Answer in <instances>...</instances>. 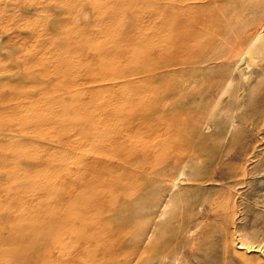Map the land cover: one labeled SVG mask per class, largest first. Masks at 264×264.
<instances>
[{
	"label": "bare ground",
	"instance_id": "1",
	"mask_svg": "<svg viewBox=\"0 0 264 264\" xmlns=\"http://www.w3.org/2000/svg\"><path fill=\"white\" fill-rule=\"evenodd\" d=\"M86 3L87 6L90 4V2ZM112 6L114 4L111 8ZM93 9L92 13L96 15L97 8L94 6ZM65 12L68 13V11ZM78 12L81 14L79 9ZM243 14L245 16L242 18ZM142 15L146 16L147 20H145V28L140 30H118L112 35L113 29H116L114 24L102 25V28L92 31L91 29L87 31L86 25L83 24L86 34L76 29V34H84L80 36V40H76L74 44L67 40L69 54L77 53L83 57V60L73 57L63 60V65L59 63L60 61L55 62L59 63V69H56L60 71L58 78L61 82L58 85L60 88L69 89V93L65 94H73L78 97V100L81 92L78 94V91L73 90L76 86L83 87L82 92L88 90L90 93L87 98H82L81 95L80 104L76 108L64 105V102H67L65 96L52 95L54 90L51 91L48 84L41 92L34 90L33 83L19 84L17 81L7 84L5 81V84H0V170L8 167L11 169L9 173L0 171V199L15 200L20 206H23L27 200L28 205L35 203L36 198L33 196L26 199L25 191L19 192L21 194L14 197L16 191L13 194L12 189L2 185L17 183L19 189L21 185L18 184L25 182V184L30 183L31 185L27 184V186L34 187V190L39 189L42 180L30 177L31 175L28 178L24 177L25 175L20 171L29 169L32 164L37 165L38 161L32 159L31 154L37 148L50 147L41 144L44 140L53 141L48 135L50 132H62L60 139L57 140L65 142L64 144L70 143L69 153H72L70 156L74 157L81 152L82 146L86 144L96 148L86 154L81 152L74 162L68 158L62 160L59 156V160L63 162L60 164L57 177H65L63 180L67 187L47 188L45 195L49 197L48 203H43L44 205L34 210L32 215L23 216L19 211L0 209V220L17 221L15 226L22 228L0 233V264H102L103 259L110 253L113 264H137L153 223L148 226L142 239L134 247H129L119 254L109 252L108 249L114 248L119 241L109 238L107 240V235L113 236L114 231L108 234L106 230L108 228L105 227L108 219L103 217V213L105 211L115 213L125 208V204L116 196L117 194L110 199L109 195L115 191L112 188V181L120 180L123 185H126L130 178V181L138 183L148 172L149 162H161L167 167L166 171L161 173L164 175L161 182L170 181L169 192H172L180 189L181 176L185 168L189 166L187 162L182 163L174 157H167L171 138L164 144L163 141L156 140V137L153 140H150L151 138L147 140L146 138H149V134L154 133L155 129L148 127L147 131H139L135 128L139 125L138 122H143L145 114L134 118V115H125L116 111L112 113L102 111L100 113L106 115L104 118L96 116L95 112H99L107 105L122 102L125 108L132 110L136 108V104L139 106L147 103L150 108L149 113L153 114L157 111L161 113L174 102L169 98L171 94L180 97L187 93L191 96L192 92L208 96V102L214 101V105H217L220 98L234 85L236 77L244 80L249 88L247 90H262L264 79H258L253 83L251 78L258 72L264 73V67L258 66L254 72H250V69L256 64L254 59L257 52L264 54V0H145ZM105 16L112 18L114 14L110 12ZM133 20L136 19L133 18ZM79 24H81L80 20L77 25ZM66 34V37L60 34L58 36L67 39L68 34ZM55 36L57 39V35ZM68 38L71 39V37ZM47 39L43 42H47ZM57 45L59 47V44ZM64 46L65 44H62L65 50L66 46L65 48ZM127 46H133L131 54L125 53ZM142 48L144 51L140 50ZM2 49L0 48V51ZM57 49L62 51L60 47L55 50ZM46 50L45 52L48 53L49 51ZM123 53L127 57H123ZM133 54L135 56L137 54L138 57L135 58ZM58 55L60 54L57 53ZM54 56L53 58L50 56L52 60ZM59 58L62 59L61 56ZM18 60L12 61L14 65L8 69H0V76L7 73L15 76L16 67L20 62ZM94 63L99 65L95 66ZM35 69L38 71L37 68ZM45 75L48 74L45 73ZM191 83H197L198 87L192 88L190 92L189 89L186 90V87ZM135 85L138 90L131 92L130 89L132 90ZM154 87L158 88V92H153L155 94L150 96L149 93ZM30 88L32 92H26ZM98 88H104L108 94L104 98H97ZM245 90L244 85L239 86L234 99L238 101L242 98ZM29 104L35 105V109L27 108ZM55 107H60V110H56ZM114 122L117 123L114 125ZM198 123L195 125H199ZM76 130H80L79 133H76ZM77 134H79L78 137ZM35 136L43 141L34 143L31 137ZM152 151L156 153L154 152V157L150 158ZM139 153L146 154L144 155L146 160L135 161L134 156ZM131 156L135 165L140 167L141 174H130L129 166L123 164L128 162ZM212 157L215 159V156ZM21 158L25 162H20ZM225 159L226 155L219 156L217 164H225ZM57 163L56 165L53 163L52 167L57 168V165L59 166ZM174 171H177V174L171 178V173ZM212 180L211 175L206 178V181ZM79 188L80 190L76 192ZM163 191L165 188L160 189V198L163 196ZM119 192L124 198H130L137 194L138 190L123 189ZM147 205L148 215H153L156 204L149 201ZM28 236L34 237V243H31V246L24 244ZM102 236L103 241L100 239ZM129 236H134L132 229H126L122 239L126 240L125 238ZM240 244L239 246L243 248L246 243ZM104 245H108L109 248L103 250ZM247 247L249 251L253 250L252 245ZM111 256L109 255V258Z\"/></svg>",
	"mask_w": 264,
	"mask_h": 264
},
{
	"label": "rangeland",
	"instance_id": "2",
	"mask_svg": "<svg viewBox=\"0 0 264 264\" xmlns=\"http://www.w3.org/2000/svg\"><path fill=\"white\" fill-rule=\"evenodd\" d=\"M102 1L104 2L103 5ZM86 2H90V4L87 6ZM113 4L114 6L111 8ZM97 5L100 6L98 7ZM94 6L98 10L95 11L98 13H96L97 16L92 13L95 10L93 9ZM109 6L110 8H107ZM144 6L145 0H1L0 48L3 49L0 51V69L6 70L13 66L14 62L12 61L14 60L17 61L19 59L18 61L20 62H18V67H16L15 76L12 73L11 75L3 73L4 75L0 76V84H5V81L7 84L17 81L19 84L33 83V88L37 92L43 91L46 84H48V86L50 85L49 89L51 91L52 89L54 90L52 95L55 97L65 96L64 98L67 102H64V105L74 108L78 107L82 96V98L89 97V91L82 92L83 87L81 86L73 88L74 91H78V94L81 92L78 100V97L73 96V94H65L69 93V89L60 88L58 85L61 82L60 78H58L60 71L58 72L57 70L59 69V63L62 64L63 60L73 57L83 60V57L77 53L69 54L67 51V40L72 44L76 40H80V36L83 33L76 34L75 30L78 29V31L85 33L83 24L86 25L87 31L90 29L91 31L97 30L109 23L114 24L116 29H113L112 35L118 30L129 31L130 29L140 30L143 27L145 28L147 17L142 15ZM77 8L81 14H79ZM65 11H68V13ZM110 12L114 14V17L108 18L105 16L106 13ZM116 12L119 13L117 14ZM55 13L56 16H54ZM100 14L102 16L99 17ZM244 16L245 14H243L242 18ZM66 17H68V21ZM133 18L136 20H133ZM63 19L67 22L63 21ZM79 20L80 26L77 25ZM60 23H62V27ZM127 23H133L134 25L132 24V27V25ZM99 24L101 25L99 26ZM31 33L35 35L33 36ZM52 33H56L57 39ZM57 33L64 37H66L65 34L67 33L68 35H66L71 37V39L59 37ZM49 36L51 37L49 38ZM46 39L47 42H43ZM55 40L57 41L55 42ZM48 44L50 45L48 46ZM57 44H59L62 51L55 50L59 48ZM62 44H65V50ZM44 48L45 50L48 48L46 51L49 52L46 53ZM50 48L53 50L51 51ZM125 49L126 54H131L133 46H127ZM140 50L144 51L143 48ZM56 51L60 54L58 56H61V60L55 53ZM37 54L40 57L36 56ZM126 54L123 53L122 56L127 57ZM54 55L57 56V59ZM12 56L14 58L16 56L17 59L11 58ZM50 56L52 58L54 56V60ZM137 57L138 55L136 54L135 58ZM55 62L59 63L56 64ZM254 62L256 64L250 69V72H254L258 66L264 67V54L257 52ZM94 65L98 66L99 64L94 63ZM42 68L45 69L43 70ZM37 72L38 74L36 75ZM45 73L48 75H45ZM32 74L35 75L33 76ZM251 79L253 83L258 79L262 80L264 79V73L258 72ZM241 85H244L246 90L242 98L237 101L234 96ZM197 87V83H191L186 87V90L188 91L189 89L190 91ZM98 89L97 98H104L108 94V91H105L104 88ZM247 89L249 88L244 80L236 77L234 85L220 98V102L217 105H214V101L208 102V96L199 92H192L191 94L194 96L184 93L180 96L181 98L171 94L169 98L174 102L171 106L165 108V111L161 112L162 114L158 111L153 114L149 113L150 108L147 103H142L139 106L136 104V108L132 110L125 108L122 102L115 105H107L105 108L100 109L99 112H95L96 116L104 118L106 115L100 113L102 111L109 113L116 111L125 115H134V118L145 114L143 122L136 121L139 125L135 128L139 131H147L148 127L154 128L155 132L149 134L150 137L146 138L147 140L150 138V140H153L156 137V140L163 141L164 144L171 138L172 140L166 154L167 157H174L182 163L187 162L189 166L185 168L181 176L180 189L172 192H169L170 181L161 182L164 178L161 173H164L167 169L161 162H149L148 172L144 179L141 178L138 183L130 181V178L126 185H123L120 180L112 181V188L115 191L109 195L110 199L117 194L116 196L122 199V203L125 204V208L115 213L110 211L103 213V217L108 219V223H105V227L108 228L106 229L108 234L114 231L113 236L107 235V240L109 238L119 241V244L117 243L112 249H108L109 246L104 245L103 250L108 249L109 252L113 251L115 254H119V252L129 247H134L140 242L148 226L153 223L148 239L141 249V257L137 264H264V85L262 90L249 91ZM135 90H138L137 85L133 86L132 90L130 89L131 92ZM156 91L158 92V88L154 87L149 95L157 93ZM26 92H32L31 88L26 90ZM27 108L35 109V105L29 104ZM55 109L59 111L60 107H55ZM177 110L178 112H176ZM194 122H199V125H195ZM116 123L114 122L113 124L115 125ZM39 130L45 132L43 129ZM76 131V133H79L78 131L80 130ZM61 133V131L50 132L48 135L53 139L51 142L49 140H40L36 136L31 137L34 143L43 141L41 144L46 147L49 145L50 147L48 149H35L31 157L38 161V166L32 164L33 166L30 165L31 167L27 168V171L21 170L20 172L25 175L24 177L28 178L31 175L30 177H37L38 180H42L41 188L34 190V187L29 186L31 185L30 183H27L29 184L28 187L25 182L18 184L19 186L21 185L20 190L17 188V183L15 184L16 186L11 183H9L10 186L7 184L8 187L7 185H2L12 189V193L16 191V195L13 193L14 197H18L21 194L19 192L25 191L27 193L26 199L33 196L36 198L35 203L28 205L29 201L27 200L23 206H20L15 200L3 201L0 199V209L6 208V210L19 211L23 216L32 215L34 210L44 205L43 203H48L49 197L45 195L47 188L54 186V188L58 187L57 189H64L67 187L65 186L66 182L64 183L63 180L65 177L62 175V177H57L58 170L61 167L60 164L63 162L61 159L59 160V156L62 160L68 158L74 162L81 152L86 154L96 149L86 144L82 146L81 152L74 155V157L70 156L72 155V153H69L70 143L64 144L65 142L57 140L60 139ZM154 152L156 153V151L150 152V158L154 157ZM144 155L146 154H135V161L146 160ZM222 155H226L224 160L226 165L217 164L219 156ZM212 156H215V159ZM132 158L131 156L128 162H123V164L129 166L130 174H141L140 167L135 165V161ZM20 162L25 161L21 158ZM53 163L55 165L57 163L59 166L57 165V168L56 166L52 167L54 166ZM0 171L9 173L11 169L9 167L2 168ZM176 174L177 171H174L170 177L174 178ZM210 175L213 180L211 182L206 181V178ZM161 188H165V191L162 192V198H160L159 194ZM123 189H136L138 193L130 198H124L119 192V190ZM79 190L80 188L76 192ZM149 201L156 204L153 215H148L147 202ZM5 221L0 220V233L10 232L16 228L20 230L21 227L15 226L17 221ZM126 229H132L134 236H129V239L125 238L126 240H124L122 239V234ZM100 239L103 241V236ZM33 241L34 237L28 236L23 242L31 246V243H34ZM240 243L246 244L241 248L239 246L241 245ZM247 245H252L253 250L249 251ZM4 247L6 246L4 245ZM109 255L111 256V253ZM109 255L103 259L102 264L114 263L112 256L109 258Z\"/></svg>",
	"mask_w": 264,
	"mask_h": 264
}]
</instances>
